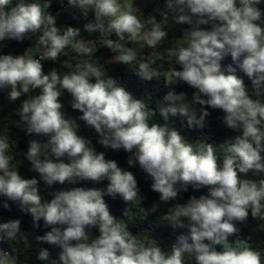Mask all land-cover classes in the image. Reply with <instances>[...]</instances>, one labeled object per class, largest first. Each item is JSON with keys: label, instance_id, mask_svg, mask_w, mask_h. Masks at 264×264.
<instances>
[{"label": "clouds", "instance_id": "1", "mask_svg": "<svg viewBox=\"0 0 264 264\" xmlns=\"http://www.w3.org/2000/svg\"><path fill=\"white\" fill-rule=\"evenodd\" d=\"M151 2L145 14L138 0H66L80 27L58 24L54 0H0V94L20 102L12 126L44 138L27 141L24 157L38 178H26L22 162L13 163L10 130L0 131V208L14 204L34 230L46 229L35 234L22 218H0V264H25L26 250L42 264H264V248L240 227L251 217L264 231V0ZM26 40L22 54L3 52L6 41ZM45 61L55 66L45 72ZM112 65L168 91L153 109L110 74ZM180 84L190 98L175 90ZM64 92L78 118L64 111ZM214 111L235 134L220 143L189 141L170 126L179 116L203 136ZM78 121L103 149L127 153L157 200L144 207L136 175L80 135ZM85 182L104 186H78ZM189 189L202 194L179 202ZM106 197L126 205L121 217ZM157 213L154 223L175 233L167 249L151 229L132 230Z\"/></svg>", "mask_w": 264, "mask_h": 264}, {"label": "trees", "instance_id": "2", "mask_svg": "<svg viewBox=\"0 0 264 264\" xmlns=\"http://www.w3.org/2000/svg\"><path fill=\"white\" fill-rule=\"evenodd\" d=\"M62 5H67L66 0H64L63 4H61L59 2V0H54L52 8L50 9V11H52L53 14L58 16V18H59L58 24L59 25H73V26L82 27V25L85 21L73 20L71 17L72 10L71 9L66 10L62 7ZM156 6L157 5L155 3H152V5L150 6V9L152 10ZM262 7H264V5H262ZM171 34L179 36L181 33L178 30H173V32ZM84 36L87 38L88 34L84 33ZM5 43L7 44V47H5L4 49H9V50L15 52L16 54H22L23 51L31 45V41H28V40L24 41L23 43H17L15 41H6ZM169 46H171V42L166 40L164 42V47H169ZM105 51H106V49H100L97 52V55L104 57V55L102 53ZM65 59H71V58L67 57ZM231 63H232V61H231L230 57H226L222 61V64L225 66L228 64H231ZM53 66H55V65L52 62L45 61L44 62L45 72H47ZM110 68H111L110 74L113 77L120 79L121 82L128 88V90L130 92L133 93V95L136 98H141V97L145 96L144 97L145 99H147L149 102H152L150 104V106L153 109H155L156 102L162 100L163 96L168 91V89L164 86L163 81H156L154 79L151 82H142L137 76L128 72L127 69L122 65H112V66H110ZM57 70L58 71L63 70L62 66L60 64H57ZM237 71H238V74L244 78L245 83H251L248 80V78L246 76H244L243 72L239 71V69ZM175 90L177 92H181V91L186 92L189 95V98L191 97V93L193 91L192 89L188 88L186 85H183V84L176 86ZM149 94H151L152 100H151V96ZM71 100H72V98H71L70 94H68L67 92H64L62 94L61 102L64 104V111L66 112L67 115H69L71 117L78 118L80 115H82V113H80L79 111H74L72 109ZM19 103L20 102L17 101L16 103L9 105L6 98H5V95L0 94V104L4 105L3 111L0 112V131H2L4 129L10 130L11 138L15 142L14 143V149L15 150L11 153L12 155H14L16 157V160H14L13 163L16 164L17 162H22L21 167H20L21 174L23 176H25L26 178H31L32 176H37V178H38V174L29 171L30 165H29V162L24 157V153L27 150V146H28L27 141L29 139H41V140H43L44 138L35 137V136H31V137L26 136L22 131H20L19 129L12 126L14 124V122L18 119V117L11 111H12V109L17 108L19 106ZM221 115H222V113H220V112H217V111L212 112V115L208 118V126L206 129L203 130V132L205 133V134H203V136L201 135V130L189 129L186 125V122L183 121V118L179 117V116L171 118L170 126L178 129L181 132V134L184 135L186 137V139H188L189 141H195V140L203 138L204 140H208V142L220 143L225 138H229V137L235 135L234 133L227 131L225 129V127L223 126L221 121L218 119ZM155 120L163 123V120L159 116L158 113L155 117ZM79 122L82 125H84V123L82 121H79ZM85 128H87L86 133H83L80 131L79 132L80 135H83L86 138H91L93 141V144L95 145V147L97 148L98 151H106V158L115 159L121 167L132 171L136 175L140 189L146 197L144 207H149L153 201L157 200V198H158L157 194L153 193L150 190V181H145L144 174L139 170L138 166L135 168H129L128 167V165L126 163L128 154L123 152V151H113V150L103 149L101 145L96 143V140L98 137H97V134L94 132V130L87 127V126H85ZM218 154H220L219 150H218ZM255 178L259 179V177H255ZM104 183L106 184L107 182L105 181ZM78 186L103 187L104 184L93 185V184L85 182V183H82L81 185H78ZM57 187H60V186H57ZM65 187H67V186H65ZM41 188H42L41 194L45 195L44 191H43V184H41ZM193 194L199 196L202 193L201 192H193L191 189H189L188 193L181 194V198H180L179 202L182 203V202L186 201L188 199V197L190 195H193ZM45 198L50 199V197H47V196H45ZM106 201L109 203L110 210L112 211V213L114 215H116L117 217H121L122 210L126 205L119 198H116L115 200H113L110 197H106ZM12 209H13L12 212H8L7 210L0 208V218H2V219L22 218V228L26 229L29 232H35V234L42 235L43 232L46 230L43 228L42 222H41V228L39 230H34L32 228V222H31L30 216H25L22 213H20L18 208L14 204L12 205ZM160 211L161 212L164 211L163 207L161 208ZM158 215H159V213H157L155 215H150L146 220H143V221L139 220V218H138L136 226H133L132 230L134 232H136V231H140L143 229H151V234L153 235V237L159 239L161 242V245L165 249H167L168 247H170L171 243L174 242L175 233H173V230L170 228L163 227V226H157L154 223V221L156 220V217ZM258 223L259 222L254 221L251 219V217H249V221L247 222L246 225H240L241 230H242L241 234H242V236L251 235L252 236V242H256V246H260V247L264 248V231H261L260 229H258ZM254 230H256V231H254ZM32 243H33V245H35L34 239L32 240ZM5 247L7 248V245H5ZM45 247H47V245H45ZM55 251H58V250H54V253H53L54 255H55ZM35 256H36L35 250L30 251V252L26 250L24 252V254L22 255L21 259L25 262V264H42V262L35 259Z\"/></svg>", "mask_w": 264, "mask_h": 264}, {"label": "rangeland", "instance_id": "3", "mask_svg": "<svg viewBox=\"0 0 264 264\" xmlns=\"http://www.w3.org/2000/svg\"><path fill=\"white\" fill-rule=\"evenodd\" d=\"M152 3L153 2H151V0H138V4L143 8L145 14H148V13H152L153 12L154 9H152V10L150 9V6L152 5ZM159 6L160 7L163 6L162 5V2H161V4ZM89 38H91V37H89ZM3 52L4 53H13V54H16L15 52H13V51H11L9 49H4ZM102 54L104 55V57H109L111 55V53H109L107 49ZM246 84L248 85L249 89L251 90V83H246ZM73 118H75V117H73ZM78 123H80V122L78 121ZM80 125H81L80 131L83 132V133H86L87 128H85V126L82 125L81 123H80Z\"/></svg>", "mask_w": 264, "mask_h": 264}, {"label": "built area", "instance_id": "4", "mask_svg": "<svg viewBox=\"0 0 264 264\" xmlns=\"http://www.w3.org/2000/svg\"><path fill=\"white\" fill-rule=\"evenodd\" d=\"M62 7H63L64 9H68V8H67V5H62ZM43 63H44V62H43Z\"/></svg>", "mask_w": 264, "mask_h": 264}, {"label": "crops", "instance_id": "5", "mask_svg": "<svg viewBox=\"0 0 264 264\" xmlns=\"http://www.w3.org/2000/svg\"><path fill=\"white\" fill-rule=\"evenodd\" d=\"M89 38V37H88Z\"/></svg>", "mask_w": 264, "mask_h": 264}]
</instances>
